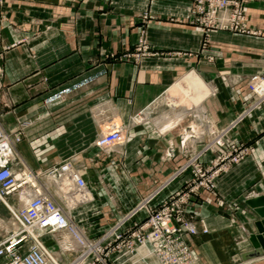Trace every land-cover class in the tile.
Listing matches in <instances>:
<instances>
[{
    "label": "crops",
    "instance_id": "0c3cea01",
    "mask_svg": "<svg viewBox=\"0 0 264 264\" xmlns=\"http://www.w3.org/2000/svg\"><path fill=\"white\" fill-rule=\"evenodd\" d=\"M191 12L190 0H1L0 46L7 49L1 60L0 126L20 133L14 153L31 171L75 160L87 183L96 175L89 160L115 155L92 146L97 136L112 123L128 125L124 155L142 163L129 169L131 184L106 190L110 213L103 206L101 212L110 214L104 221L116 223L193 154L213 144L199 158L208 164L230 144L245 148L243 159L216 179L213 192L189 201L187 213L198 231L186 239L195 264H264V256L241 259L256 246L254 236L264 232V218L247 204L264 198V99L251 97L246 85L264 77V0L246 4L245 32H205ZM140 38L152 54L124 57ZM187 73L209 88L201 110L145 117ZM140 114L145 118L133 125ZM185 137L189 152L182 154ZM170 143L179 152L157 179L151 160ZM100 176L108 178L104 171ZM185 179L171 181L152 202L168 198ZM2 205L0 218L7 213ZM144 217L137 213L133 220ZM122 264L157 263L141 247Z\"/></svg>",
    "mask_w": 264,
    "mask_h": 264
},
{
    "label": "built area",
    "instance_id": "2783aa9c",
    "mask_svg": "<svg viewBox=\"0 0 264 264\" xmlns=\"http://www.w3.org/2000/svg\"><path fill=\"white\" fill-rule=\"evenodd\" d=\"M190 1L192 22L205 32L210 30L246 31L244 11L246 4L252 0ZM6 49L7 47L0 46V75L1 60ZM150 54L152 53L148 45L143 38H140L131 55L124 57L137 58L139 55ZM255 79H261V77H255ZM255 84L254 92L259 95V102L264 99V87L260 82ZM255 106L256 103L251 108ZM241 119L242 115L238 116L236 122ZM127 128L128 125L110 124L106 132L97 136L94 145L98 148H106L118 144ZM186 138L181 139L179 143L182 154L189 152L185 144ZM19 140L18 131L8 134L0 126V200L19 189L29 188L32 191L31 198L12 212L13 219L18 225L17 229L0 241V259L8 258L7 264H105V258L96 255L94 245L99 244L103 249L119 241L124 245H121L120 251L115 252L113 257L115 261L112 262L114 264H122L129 260L138 246L145 247L153 254L158 264H195L192 261L186 237L188 234H196L197 231L192 223H187L183 218L184 205L192 197H197L203 192H213L216 188V179L229 167L240 162L246 154L245 148L230 144L226 153L219 152V155L208 165H201L199 158L213 144L193 154L170 179L172 181L174 177L186 176L182 187L166 198L158 210L151 211L147 206L155 196L151 194L129 214L121 218L110 235L105 236L106 238L97 243L86 242L87 245H82V249L77 252L70 250L76 253V256L65 263L61 259L62 256L54 257L51 251L44 248L40 240L45 234H55L67 229L73 232V230L69 227L61 208L37 184L38 174L23 167L22 161L15 157L13 143ZM215 143L220 147L223 145L220 139H217ZM50 173L53 176L57 174L59 178L66 176L79 193H84L83 191L86 190L85 181L68 160L53 167ZM141 209L146 211V221L129 233V240L123 241L126 233L120 230L121 224ZM202 232H207L206 228H203ZM103 256L106 257L107 253Z\"/></svg>",
    "mask_w": 264,
    "mask_h": 264
},
{
    "label": "rangeland",
    "instance_id": "374dc122",
    "mask_svg": "<svg viewBox=\"0 0 264 264\" xmlns=\"http://www.w3.org/2000/svg\"><path fill=\"white\" fill-rule=\"evenodd\" d=\"M256 82L262 83L263 84L262 86L264 87V77H261V79H255V77H252L247 81L246 85H247L248 90L252 94L251 97L258 99L259 95L256 92H254ZM193 86L196 87V84ZM191 87L192 86H190V88ZM172 88L174 89V87L171 86L166 93H164L159 99H157V101L151 106L149 111L146 113L145 117L150 116V115L152 117H158L167 111L172 112V115L174 117V115L184 111V109L189 110V108L191 107L189 102L187 100H185L184 96L181 95V93L175 92ZM253 104H255V101L252 102V105ZM145 117L141 114L138 116H134L133 119H135V120H133L132 124L133 125L137 124L138 122L142 121ZM186 130H188V132L193 131L192 128H189ZM126 132L127 131H125V133H123L121 141L114 146L106 147V148H98L94 144L92 145L94 148H96L97 150H100L102 152L113 153V151H114L115 155L111 156V157H106L105 159L93 158V159L89 160V162H88L89 167L88 168L93 170L96 175H95V179H91L90 182L88 181L87 183H85V185L87 184L85 191H86V193H88V195L86 194V196H84V197H83L84 193H80L81 197H79L80 194L78 192H76L75 189H73V188L70 189V192L69 191L67 192V190L65 191V189H63L61 187L62 186L61 184L57 185V183L59 182V176L57 174H55L53 176V174L50 173L52 168L57 166V165L53 166L51 169H49L46 172L37 173L38 174L37 184L42 188L43 192L49 198H51L58 207L61 208L62 212L64 213L65 217L68 220L69 227H71L72 229L75 230V232L74 231L72 232V231L67 229L65 231L55 233V234H53V233L48 234V235L45 234V235H43V237L40 240V243L42 244V246L44 248H46L48 251H51V253L54 255V257L62 256L61 259L65 263L69 262L71 259H73L76 256V253H73V251H70V250H75L76 252L79 251L80 249H82L81 248L82 242H84V243L85 242L97 243L98 241L100 242L105 236L110 235L111 231L113 230V227L115 226L116 222L104 221L105 218L110 219V217H109L110 214H108L109 216L104 214V216H105L104 217L103 212H101V207L103 206L106 209L107 213H110V211L108 209V205L110 204V202H106L108 199L106 196V193H108V191H106V190H107V188H109V185L114 184V183L115 184L118 183L121 186V188H124L125 186L127 187L128 184L132 183V181L130 179V178H132V176L130 175L129 169H132V168L135 169V167L140 166L142 163L139 158L132 157V158L128 159L125 157V155H124L125 145L127 144V139H128L125 136L127 134ZM14 143H16V142H14ZM187 150H189V149L187 148ZM178 152H179V150H178ZM178 152L176 151L173 143H170V145L168 144V147L166 150H164L161 154L159 153L157 159L151 160L152 168L156 169V167H157V170H153V172H155V175L156 174L159 175V176L156 175L157 179H162V176H160V174L164 171V170H162L164 167V163L168 162L169 159H172L173 157H175ZM13 153H14V149H13ZM14 155H15V153H14ZM68 161H70L73 168L75 170H77L78 174H80V171L76 166L75 160H69L68 159ZM199 163L201 165L210 164V163L203 164L201 162H199ZM22 165L26 169L30 170L28 167L25 166V164L23 162H22ZM178 169H179V167L176 168L175 170H173V172L165 179V181L161 185V188H159V190H156L155 192H153V194H155V196L147 204L148 208L151 211L158 210L160 208V206H162V204L164 203L163 202L164 200L162 202H152V201L156 198V196H158L160 191L163 190L165 188V186L171 182L170 179L175 175V173L177 172ZM101 171H104V173L108 176L107 179L101 178V176H100ZM61 177H63V176H61ZM134 177H139V176H134ZM152 177H154V176H152ZM82 178H84V177L82 176ZM176 178L174 177L173 180H175ZM65 192H66V194H65ZM28 193H29V195H28ZM77 195H78V197H77ZM25 196H26V198H25ZM31 196H32V191H30L29 188H23V189H19L15 193L10 194L7 197L0 200V206H3L2 204H5V206L7 207V213L3 214V212H2V218H0V232H2V236H4L5 234H6V236H8L9 234H11L12 232H14L17 229L18 225H17L16 221L13 219V215H12L13 213L12 212L17 210L21 206H23L31 198ZM139 203L140 202H138V204ZM156 203H158V204H156ZM188 205H189V202H187L184 205L183 218L185 219V221L187 223L193 224V221H192L190 215L187 213ZM86 206H88V207H86ZM132 210H130L127 214H129ZM141 212L145 214L144 219L140 222H135L133 220V217L137 213H141ZM137 213H135L130 219L124 221L121 224L120 230H122V232L126 233V235L123 236L124 237L123 241L129 240L130 239L129 233L136 230L142 223H144L146 221L147 217H146V211L144 209H141ZM103 221H104V224H102ZM86 223L89 224V225L87 224L88 227L91 226V227H89V229L86 226H84V225H86ZM99 226H102L103 229L98 230ZM92 227L95 230H93ZM195 229H196V231H198L196 227H195ZM80 237L83 238L84 240L83 239L81 240ZM4 238L5 237H0V241ZM72 240L74 242H72ZM121 245H124V243L122 244V242L119 241L117 243L116 242L112 243L111 245L107 246L106 248L101 249L100 245L97 244V245H94V250L96 251V255H99L100 257L105 258V262H104L105 264H114V263H112L115 261V260H113V257L115 255L116 251L117 252L120 251L119 248L121 247ZM137 248H141V247L138 246V247H136V249ZM143 248H145V247H143ZM135 250H134L132 256L135 254ZM105 253H107L106 257L103 256ZM190 253H191V250H190ZM151 256L154 258V261L158 264L156 257H154L153 254H151ZM191 257H192V254H191ZM108 259L112 260V261L108 262L107 261ZM192 261H193V258H192ZM98 264H101V263H98Z\"/></svg>",
    "mask_w": 264,
    "mask_h": 264
},
{
    "label": "bare ground",
    "instance_id": "6f19581e",
    "mask_svg": "<svg viewBox=\"0 0 264 264\" xmlns=\"http://www.w3.org/2000/svg\"><path fill=\"white\" fill-rule=\"evenodd\" d=\"M196 84V87H194L193 85ZM190 86H192L190 88ZM173 87H174V91L175 92H179L181 93V95L184 96L185 100H187L190 104V106L192 108H195L197 110H201V103L203 101V99L205 98V96H207V94L209 93V88L204 85L202 83V81L193 73H187V75H185L184 77H182L181 79H179L176 83L173 84ZM206 93V94H205ZM182 96V97H183ZM183 99V98H182ZM190 107V108H191ZM191 110V109H190ZM188 113V109H184V111L181 112V114H186ZM177 115V114H176ZM178 116V115H177ZM176 117V116H175ZM174 117V118H175ZM137 121V120H136ZM194 129V127H193ZM52 176V175H51ZM49 177V176H48ZM61 177V176H60ZM82 177V176H81ZM50 180V179H49ZM84 180V178H83ZM85 181V180H84ZM57 183V182H56ZM86 183V182H85ZM52 184V183H51ZM62 185L61 187L63 189H65V191L67 190V192L69 191L70 192V189L73 188V189H76L74 187V185L72 184V182L66 177V176H63L61 178H59V182L57 183V185ZM87 185V184H86ZM85 185V186H86ZM86 189V187H85ZM76 191V190H75ZM77 192V191H76ZM84 194H83V197L86 196V194L88 195V193H86V191H83ZM30 193V192H29ZM28 193V195H29ZM79 193V192H78ZM66 194V192H65ZM80 194V193H79ZM26 195V194H25ZM23 196V195H22ZM21 196V197H22ZM63 196V195H62ZM66 196V195H65ZM69 196V195H68ZM78 197V195H77ZM79 197H81V194L79 195ZM26 198V196H25ZM118 224V223H117ZM115 224V226L117 225ZM115 226L113 228H115ZM74 232L75 230L72 229ZM112 232V231H111ZM81 238V237H80ZM83 238H81L82 240ZM84 240V239H83ZM72 242H74L72 240ZM82 245H87L86 242H82Z\"/></svg>",
    "mask_w": 264,
    "mask_h": 264
},
{
    "label": "water",
    "instance_id": "95a60500",
    "mask_svg": "<svg viewBox=\"0 0 264 264\" xmlns=\"http://www.w3.org/2000/svg\"><path fill=\"white\" fill-rule=\"evenodd\" d=\"M247 204L254 209L259 217L264 218V198L248 200ZM254 239L257 244L250 252L241 254V259L243 261L264 256V232L254 236Z\"/></svg>",
    "mask_w": 264,
    "mask_h": 264
}]
</instances>
